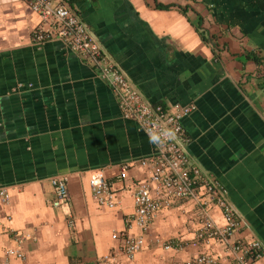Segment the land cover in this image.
<instances>
[{
  "label": "crops",
  "instance_id": "1",
  "mask_svg": "<svg viewBox=\"0 0 264 264\" xmlns=\"http://www.w3.org/2000/svg\"><path fill=\"white\" fill-rule=\"evenodd\" d=\"M68 4L145 102L194 106L181 120L187 159L224 186L245 223L193 247L205 216L195 202L173 200L145 231L129 225L149 139L121 118L110 87L75 53L58 41L31 43L39 18L25 2L0 0V264H98L104 255L112 264H186L198 254L235 264L229 246L249 239L261 243L254 264H264V0ZM93 173L110 185L114 208L95 202ZM53 176L67 191L56 208ZM206 217L222 225L215 207ZM136 237L128 259L119 246Z\"/></svg>",
  "mask_w": 264,
  "mask_h": 264
},
{
  "label": "built area",
  "instance_id": "2",
  "mask_svg": "<svg viewBox=\"0 0 264 264\" xmlns=\"http://www.w3.org/2000/svg\"><path fill=\"white\" fill-rule=\"evenodd\" d=\"M20 1L25 2L39 18L30 33L31 43L39 46L46 41H58L65 49L75 53L110 87L121 118L134 121L151 143L150 155L139 160L140 165L146 169V178L132 192V211L127 216L128 224L145 231L151 217L160 207L169 206L173 200H191L200 207L202 216H205L191 246L215 238L226 240L233 231L243 226L245 222L227 200L224 186L211 177L201 175L198 167L187 159L184 145L188 137L181 120L194 110V106L189 103L165 109L145 102L136 88L103 55L85 25L71 10L68 0ZM152 136H158L159 143L151 142ZM125 168L123 166L121 171ZM49 182L53 195L51 206L56 208L65 205L67 191L64 179L53 176ZM87 183L97 204L107 208L115 207L111 187L101 174H91ZM0 198L2 201L7 200L3 188L0 189ZM212 207L221 216L220 227L207 220L206 214ZM140 243L139 237L124 239L119 249L126 258L131 259ZM163 248L168 249L170 245L165 244ZM229 248L238 253L235 264H254L262 253L261 243L257 239L235 241ZM6 254L20 257L19 253L10 249ZM97 262L112 264L108 255L99 257ZM199 263L218 264L214 258L203 254L195 255L186 262Z\"/></svg>",
  "mask_w": 264,
  "mask_h": 264
},
{
  "label": "clouds",
  "instance_id": "3",
  "mask_svg": "<svg viewBox=\"0 0 264 264\" xmlns=\"http://www.w3.org/2000/svg\"><path fill=\"white\" fill-rule=\"evenodd\" d=\"M150 139H151V142L159 143V137L158 136H152Z\"/></svg>",
  "mask_w": 264,
  "mask_h": 264
}]
</instances>
